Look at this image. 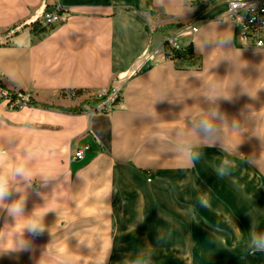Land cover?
I'll return each mask as SVG.
<instances>
[{"label": "crops", "instance_id": "0c3cea01", "mask_svg": "<svg viewBox=\"0 0 264 264\" xmlns=\"http://www.w3.org/2000/svg\"><path fill=\"white\" fill-rule=\"evenodd\" d=\"M55 4L64 7V20L34 33L33 23L45 25L43 14ZM226 11L225 0L210 7L190 0H0V37H7L0 42V83L38 102L18 107L0 91V150L7 155L0 167L23 163L33 174L24 216L13 222L0 214V264H72L74 252L111 243L114 224L120 230L121 222L141 221L155 199L165 198L169 177L194 166L178 155L171 131L183 105L168 98L181 85L234 93L219 105L229 121L248 104L264 106V89L255 101L242 93L264 87V47L243 43ZM229 31L230 46L208 42ZM167 39L178 47L192 43L201 66L178 68L164 54ZM114 88L119 99L104 108L107 98L98 94ZM201 105L207 107L203 99ZM257 134L264 136V126L246 125L239 152L257 159L248 162L264 178ZM87 145L85 158L73 160ZM216 146L209 147L212 156ZM35 213L44 232L21 237L17 225ZM21 239L29 250L2 253Z\"/></svg>", "mask_w": 264, "mask_h": 264}, {"label": "rangeland", "instance_id": "374dc122", "mask_svg": "<svg viewBox=\"0 0 264 264\" xmlns=\"http://www.w3.org/2000/svg\"><path fill=\"white\" fill-rule=\"evenodd\" d=\"M6 38L0 37V42ZM201 151L202 157L190 171L169 177L167 188L160 192L165 198L155 199L141 221L121 222L120 230L114 224L112 233H118L114 242L90 243L88 253L72 254L77 260L84 255L83 261L73 259L72 264H264V253L250 255L247 251L252 222L264 231L263 175L250 166L246 156H231L235 167L220 177L215 168L226 154L219 144L217 156L211 155L214 149L209 147ZM201 194L209 197L210 208L197 205ZM194 205L199 222L193 221L190 208ZM139 215L130 214L133 218ZM226 218L232 219L235 228Z\"/></svg>", "mask_w": 264, "mask_h": 264}, {"label": "clouds", "instance_id": "9594fccd", "mask_svg": "<svg viewBox=\"0 0 264 264\" xmlns=\"http://www.w3.org/2000/svg\"><path fill=\"white\" fill-rule=\"evenodd\" d=\"M235 9L231 15L235 14L240 9L252 7L245 3V0H234ZM192 10V9H190ZM223 21L218 19L217 24ZM234 34L225 32L217 34L215 38H210L209 43H215L217 47L225 48L233 42ZM197 50H201L200 44H197ZM247 66V65H245ZM179 93L174 92L168 98V102L172 105H183L182 111L176 118L174 127L171 131L177 136L178 155L188 165H194L199 160L203 152L201 149L205 147H215L219 144L221 151L226 155L221 160L220 164L215 168L218 176L224 177L230 174L232 168L235 167V161L229 157L243 154L239 152V145L242 140L240 133L245 129L246 125L254 124V126H264V106L256 110L252 104L245 106L239 113V118L233 117L229 121L227 114L220 110L221 101H232L234 93L221 89L218 85H213L206 91L200 88H192L186 85L180 86ZM259 88L255 93L243 90L242 93L247 95L253 101L258 100ZM193 100L191 105L186 103L187 100ZM201 99L207 104V107L201 105ZM235 136L238 138L237 143H232L226 137ZM261 145L264 146V136L258 135ZM264 156V152H261ZM7 159L5 151L0 150V164ZM256 158L248 159L249 162L256 161ZM32 173L23 163L15 165L11 169L0 167V214L6 212L7 217H11L13 222L24 216L26 205V186H30ZM19 180V185L17 183ZM24 185V186H21ZM15 197V198H13ZM197 205L201 208H210V199L206 194H201L197 197ZM191 214L193 221L199 222L196 219V205L192 206ZM41 213H35L32 218L24 219L22 223L17 225V231L21 237L25 232L36 236L44 232V226L41 222ZM207 222V221H206ZM226 223L235 228L231 218H226ZM258 226L253 221L249 237L247 241V251L250 255L264 253V231H258ZM215 230L219 231L218 225ZM237 232L239 231L236 229ZM236 245L234 244L233 247ZM30 245L26 240L21 239L17 244L5 248L2 253L20 252L29 250Z\"/></svg>", "mask_w": 264, "mask_h": 264}, {"label": "built area", "instance_id": "2783aa9c", "mask_svg": "<svg viewBox=\"0 0 264 264\" xmlns=\"http://www.w3.org/2000/svg\"><path fill=\"white\" fill-rule=\"evenodd\" d=\"M192 3H201L207 7L212 6L214 0H190ZM227 3L226 16L228 19L236 21L238 24V36L240 40L254 47H264V0H245V3L251 5L247 9H240L235 14L231 15L235 9L234 0H225ZM66 11L60 4H55L51 10H47L43 14V20L45 26L50 27L64 20ZM197 26H192V30H196ZM170 41L175 44L173 39ZM1 91V90H0ZM3 95V93H2ZM99 97H106L107 101L104 104V108L114 105L115 99L118 96V90L114 88L111 92L107 89H102L99 92ZM7 97L10 103L15 106L22 107L24 102L13 99L8 95ZM89 146L79 148L72 154L73 160H83L86 155V150Z\"/></svg>", "mask_w": 264, "mask_h": 264}, {"label": "trees", "instance_id": "16d2710c", "mask_svg": "<svg viewBox=\"0 0 264 264\" xmlns=\"http://www.w3.org/2000/svg\"><path fill=\"white\" fill-rule=\"evenodd\" d=\"M32 31L34 33H41L47 29V26L42 25L41 22L36 21L33 23ZM19 28H15L14 32H17ZM13 32V33H14ZM163 49L164 54L167 58L173 60L178 68H187V67H200V63L198 62L199 58L196 56L193 44L189 43L186 46L178 47L174 45L170 39L165 40L163 43ZM0 90L3 93V95H8L13 99H18L26 104H38V102L33 99L29 94H27L25 91L20 90L18 92L10 91L4 88V86L0 83ZM119 97L115 99V102H117ZM114 102V103H115ZM90 105L93 104V101H87ZM69 110L72 111H79L80 107H72L69 108Z\"/></svg>", "mask_w": 264, "mask_h": 264}]
</instances>
